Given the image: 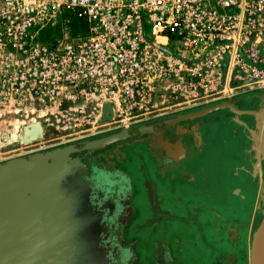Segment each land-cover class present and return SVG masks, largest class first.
Returning a JSON list of instances; mask_svg holds the SVG:
<instances>
[{"label": "built area", "instance_id": "1", "mask_svg": "<svg viewBox=\"0 0 264 264\" xmlns=\"http://www.w3.org/2000/svg\"><path fill=\"white\" fill-rule=\"evenodd\" d=\"M73 19L83 24L74 33ZM261 89L264 0H0V119L15 120L17 136L39 122L42 138L28 145Z\"/></svg>", "mask_w": 264, "mask_h": 264}, {"label": "flooded vegetation", "instance_id": "2", "mask_svg": "<svg viewBox=\"0 0 264 264\" xmlns=\"http://www.w3.org/2000/svg\"><path fill=\"white\" fill-rule=\"evenodd\" d=\"M259 94L243 93L230 101L238 111H255ZM222 102L128 128L173 120ZM253 125L252 115L224 108L177 121L161 133L70 154L77 181L86 188L98 219V247L105 264H244V231L251 213L246 192L255 196L257 181L254 158L246 148V134ZM229 148L235 156L231 163L215 159L221 153L226 157ZM206 153L215 157V184L222 183L218 175H229L226 193L234 203L225 199L212 203L200 161ZM198 191L204 204L196 199Z\"/></svg>", "mask_w": 264, "mask_h": 264}, {"label": "water", "instance_id": "3", "mask_svg": "<svg viewBox=\"0 0 264 264\" xmlns=\"http://www.w3.org/2000/svg\"><path fill=\"white\" fill-rule=\"evenodd\" d=\"M255 111H238L233 102L206 106L173 120L120 129L103 137L38 151L0 162V264H105L98 247L99 223L86 188L77 181L68 156L94 152L133 136L161 133L170 124L202 117L218 109L250 114L256 119V146L264 142V92ZM111 106L102 105L99 123L110 119ZM7 134L10 142L42 138L39 122ZM264 214L249 246L248 264H264Z\"/></svg>", "mask_w": 264, "mask_h": 264}, {"label": "rangeland", "instance_id": "4", "mask_svg": "<svg viewBox=\"0 0 264 264\" xmlns=\"http://www.w3.org/2000/svg\"><path fill=\"white\" fill-rule=\"evenodd\" d=\"M49 32V35H55L51 29L47 31ZM262 91L264 92V89L256 90L259 94L258 97V106L260 107L261 100L260 96L262 95ZM239 97V96H238ZM253 129L249 130L246 134V148L249 149V151L252 152V156L254 158V170H256L257 175V181H256V194L254 196L253 191H248L247 198H246V205L249 206V203L251 202V213L247 219V228H245L244 231V245L243 248L246 253L245 263L248 264L249 262V246L251 238L259 225L260 221L262 220L263 214H264V156L261 155L260 149H264V142L260 140L259 144L256 146V143H254L253 138L258 136V131L256 129V119L253 117ZM14 124H17L15 120H11L10 118H3L0 119V162L9 160L12 158L28 155L31 153H35L42 150H47L50 148L58 147V145H54L57 143V141H50V142H34L33 144H24L19 141L10 142L7 134L11 131L12 126ZM105 133L99 134L97 136L103 135ZM97 136L89 137V138H83L81 140H78L76 142L87 140L91 138H95ZM46 139L50 138V136H46ZM75 143V142H72ZM62 146V145H59ZM234 153L231 151V149H228V155L225 157L224 153H221L219 156H217L215 159L218 161H229L231 163L234 159ZM216 155V154H215ZM201 163L205 165L204 170L206 168V174L203 178V183H206L205 186L207 188V193L210 195L212 199V203L216 204L217 200L219 199H225L227 203L232 204L234 203V198L231 195H228L226 193L227 186L226 183L229 184V175H226V177H222V175H218L220 177V181H222L221 184H215L216 180L215 177L217 176V173L215 172L214 163L212 159V155L210 153H206L202 156ZM201 178L202 175H199ZM248 190V189H247ZM203 193V192H202ZM196 199L199 201L200 204H204L206 200L203 199V194L198 191ZM204 206V205H203ZM213 212H216V208H212ZM196 246L199 248V240H196ZM200 251V250H198Z\"/></svg>", "mask_w": 264, "mask_h": 264}, {"label": "trees", "instance_id": "5", "mask_svg": "<svg viewBox=\"0 0 264 264\" xmlns=\"http://www.w3.org/2000/svg\"><path fill=\"white\" fill-rule=\"evenodd\" d=\"M77 26H80V27L83 26V24H82V22L80 20L73 19V20L70 21L69 28H70V30H71L72 33L75 32V28Z\"/></svg>", "mask_w": 264, "mask_h": 264}, {"label": "bare ground", "instance_id": "6", "mask_svg": "<svg viewBox=\"0 0 264 264\" xmlns=\"http://www.w3.org/2000/svg\"><path fill=\"white\" fill-rule=\"evenodd\" d=\"M263 144H264V143H263ZM259 152H261V155L264 156V149L261 148ZM263 251H264V247H263Z\"/></svg>", "mask_w": 264, "mask_h": 264}]
</instances>
